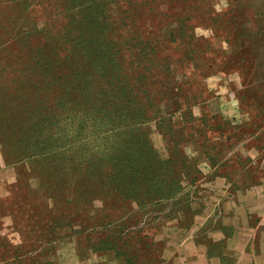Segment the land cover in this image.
<instances>
[{"label": "trees", "instance_id": "trees-1", "mask_svg": "<svg viewBox=\"0 0 264 264\" xmlns=\"http://www.w3.org/2000/svg\"><path fill=\"white\" fill-rule=\"evenodd\" d=\"M113 1L45 0L32 9L41 13L39 28L33 23L35 18L26 16L29 4L10 1L0 8V15H6L0 19V29L17 39L16 49L0 50V100H8V108L33 119L31 130L5 134L1 141L4 159L20 164L23 171L31 166L33 170L36 166L54 168L53 176L45 172L34 176V181L75 174L74 180L54 181L56 193L48 210L47 201L43 205L34 201L44 196L40 190L27 188L31 182L26 180L17 184L25 190L19 191L22 195L16 197L11 190L0 201L1 207L7 201L18 207L20 212L12 220L20 238L43 241L52 227L69 223L77 209L91 203L88 199L101 189L116 198L114 207L134 204L142 210L169 201L184 189L182 178L187 185L198 180L199 171L184 153L185 142L191 141L196 152L200 149L211 166L216 164L210 150L199 145L201 137L209 138L206 130L212 128L215 117L196 118L192 105L173 92L177 83L169 76L173 57L163 50L161 26L150 38L146 19H137L128 8L133 1ZM98 19V28L91 30L93 23L87 21ZM136 19L143 21L139 34ZM26 50L37 55L25 60ZM2 53H8L7 61ZM33 77L39 80L32 82ZM166 97L173 103V113L162 115L158 108ZM176 113L183 126L179 127ZM152 124L164 143L165 158L146 136ZM104 171L108 182L100 180ZM89 177L97 178L94 188ZM0 214L7 216L1 209ZM45 215L48 219L43 222ZM95 226L102 225L97 222ZM23 249L21 243L15 251L25 255L32 251ZM105 250L116 257L127 255L117 246ZM125 260L131 263V258Z\"/></svg>", "mask_w": 264, "mask_h": 264}, {"label": "rangeland", "instance_id": "rangeland-1", "mask_svg": "<svg viewBox=\"0 0 264 264\" xmlns=\"http://www.w3.org/2000/svg\"><path fill=\"white\" fill-rule=\"evenodd\" d=\"M10 1L29 4L26 16L35 18L33 23L37 28L42 25L40 11L32 9L45 0H0V8L12 4ZM132 1L128 8L131 14L139 16L137 19H146L144 27L150 38L156 35L157 25L161 26L163 50L173 57L169 63V76L177 80L173 92L185 99L187 106L192 105L190 110L196 118L215 117L212 128L206 130L209 138L204 141L201 137L199 145L210 150L216 164L211 166L200 149L196 152L191 141L185 142L184 153L199 171L193 185H187L182 178V191L160 206L142 210L134 204L119 203L114 207L116 198L107 195L106 189L94 191L88 199L91 203L81 205L66 225L52 227L41 242L42 239L33 236L20 238L15 232L12 218L20 211L7 201V205H0L7 214H0V264H129L127 257L131 258L130 264H209L205 258L210 256L220 258L222 264H234L226 241L232 236L233 228L227 225L226 218L231 217L230 208L238 201L228 202L238 191L264 185V0ZM3 17L6 15H0V19ZM137 19L135 28L139 34L138 27L143 21ZM100 21L87 22L93 23L92 30L98 28ZM2 31L0 50L8 52L11 46L16 49L13 45L17 39ZM32 42L36 44L34 39ZM26 52L25 60L37 55ZM1 55L8 60V53ZM38 80L33 77L31 81ZM8 107V100H0V201L10 196L11 190L16 192V197L22 195L19 191L25 190L18 189L17 184L26 180L31 182L27 188L33 192L40 190L44 196L34 201L38 205L47 201L48 210L55 197L52 190L55 182L74 180L75 174L34 181V176L45 172L53 176L54 168L36 166L33 170L31 166L23 171L20 164L5 161L1 147L5 134L13 131L21 135V131L31 130L33 125L31 117ZM172 107L173 103L166 97L160 100L158 110L167 115L173 113ZM180 108L183 110L185 104L181 102ZM179 116L180 113L175 114L180 127L183 123ZM145 133L159 156L165 158L167 153L156 127L150 125ZM88 179L92 188L97 186V178ZM100 180L108 182L106 171ZM45 219L47 215L43 222ZM252 221L253 217L249 223ZM97 222L102 226H95ZM21 243L24 252L32 251H26V255L15 251ZM112 246L127 255L116 257L105 250Z\"/></svg>", "mask_w": 264, "mask_h": 264}, {"label": "crops", "instance_id": "crops-1", "mask_svg": "<svg viewBox=\"0 0 264 264\" xmlns=\"http://www.w3.org/2000/svg\"><path fill=\"white\" fill-rule=\"evenodd\" d=\"M213 184L214 181L210 183L211 186ZM237 193L228 202L238 201L232 207L229 205L231 217L226 218L227 225L233 228L232 236L226 239L228 255L234 264H264V185L252 186ZM251 217L254 221L249 223ZM219 259L205 258L209 264H222Z\"/></svg>", "mask_w": 264, "mask_h": 264}]
</instances>
